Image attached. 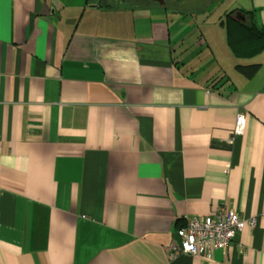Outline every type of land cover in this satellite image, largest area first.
Wrapping results in <instances>:
<instances>
[{"label": "crops", "instance_id": "1", "mask_svg": "<svg viewBox=\"0 0 264 264\" xmlns=\"http://www.w3.org/2000/svg\"><path fill=\"white\" fill-rule=\"evenodd\" d=\"M210 1L0 0V264H264V46L186 40ZM222 207L255 225L169 255Z\"/></svg>", "mask_w": 264, "mask_h": 264}, {"label": "built area", "instance_id": "2", "mask_svg": "<svg viewBox=\"0 0 264 264\" xmlns=\"http://www.w3.org/2000/svg\"><path fill=\"white\" fill-rule=\"evenodd\" d=\"M246 111L237 110L236 123L229 141L234 135L241 134L245 128ZM255 218H243L235 210L222 207L215 213L204 217L192 216L186 225L176 231V240L168 246L169 255L176 256L179 252L193 255H211L212 251L227 249L237 240L238 235L248 225H255Z\"/></svg>", "mask_w": 264, "mask_h": 264}, {"label": "rangeland", "instance_id": "3", "mask_svg": "<svg viewBox=\"0 0 264 264\" xmlns=\"http://www.w3.org/2000/svg\"><path fill=\"white\" fill-rule=\"evenodd\" d=\"M209 5V8L203 13L198 12L199 8L193 10L194 23H196L197 27L194 31L195 33H191L186 40L191 37V41L195 40L196 42L198 37L197 33H203V31L207 39H209V37L218 38L219 33L220 35L222 34L223 39V32H221L222 26L219 23V17L225 14V10L230 11L235 8H256L253 10V13L255 14L254 20L260 23V25L264 24V0H211ZM188 19L189 18H187V20ZM180 31L184 32V29L180 27ZM202 37H204V35ZM205 48H208V46L206 45ZM206 65L212 67L213 63L208 61L206 62Z\"/></svg>", "mask_w": 264, "mask_h": 264}, {"label": "trees", "instance_id": "4", "mask_svg": "<svg viewBox=\"0 0 264 264\" xmlns=\"http://www.w3.org/2000/svg\"><path fill=\"white\" fill-rule=\"evenodd\" d=\"M235 11L236 9L228 11L222 23L225 22L227 41L235 55L247 56L253 52L252 49L258 50L260 46H264V29L252 21L245 25L246 23H242L233 16ZM237 68L250 76L256 72L258 64H237Z\"/></svg>", "mask_w": 264, "mask_h": 264}]
</instances>
